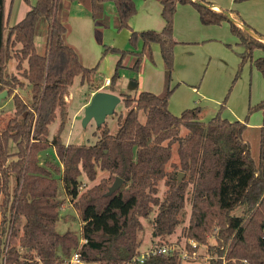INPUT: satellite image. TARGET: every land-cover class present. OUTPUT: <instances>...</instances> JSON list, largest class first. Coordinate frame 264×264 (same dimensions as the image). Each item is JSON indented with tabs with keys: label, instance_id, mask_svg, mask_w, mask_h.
<instances>
[{
	"label": "trees",
	"instance_id": "trees-1",
	"mask_svg": "<svg viewBox=\"0 0 264 264\" xmlns=\"http://www.w3.org/2000/svg\"><path fill=\"white\" fill-rule=\"evenodd\" d=\"M61 1L77 0H36L23 19L7 30L5 0H0V93L6 91L4 100L13 105L11 112L0 109V264H65L75 254L82 264L130 263L141 252V220L149 219L153 212L154 246L168 243L178 227L179 240L196 243V249L186 246L191 257L184 261L207 256L209 264H264V126L257 130L256 161L244 137L249 115L264 114V99L248 109L244 123H230L221 118L220 111L203 122L201 108L176 117L167 107L172 93L173 17L178 4L192 6L204 26L229 24L243 48L234 81L242 66L252 62L256 49L264 52V45L223 15L189 0H160L161 31H130L129 49L105 46L96 66L88 69L65 42L66 29L57 18ZM105 1L115 8L118 29H129L136 0H91L93 19L100 18ZM39 21L47 24L43 56L36 53L33 42ZM139 41L142 49L136 52ZM154 44L164 67L163 92L122 95L125 113L118 115L115 133L104 123L91 146L63 143L65 98L74 79L79 77L81 84L96 91L93 77L100 63L107 54H117L119 60L109 79L113 91L125 56L135 57L132 69L137 72ZM9 60L15 62L11 74L6 72ZM252 64L264 81V58ZM225 102L226 98L223 105ZM139 112L145 116L143 123ZM58 118L56 133L49 140V125ZM98 170L108 177L79 190V176L84 174L93 182ZM117 177L122 185L105 196ZM161 183L166 188L162 199L158 197ZM61 191L79 215L78 234L57 232L65 203L59 198ZM236 210L239 214H234ZM182 262L175 254L150 256L142 264Z\"/></svg>",
	"mask_w": 264,
	"mask_h": 264
},
{
	"label": "crops",
	"instance_id": "crops-1",
	"mask_svg": "<svg viewBox=\"0 0 264 264\" xmlns=\"http://www.w3.org/2000/svg\"><path fill=\"white\" fill-rule=\"evenodd\" d=\"M203 1L237 12L250 27L264 35L263 0H249L237 4L234 0ZM35 2L36 0H27V2L5 0L7 30L21 21ZM135 5L136 14L129 20V29L119 30L115 8L110 1L102 3L101 17L97 20L91 16V0L60 2L57 18L66 29L65 42L75 49L83 67L88 69L95 67L105 46L118 50L127 49L130 31L159 32L163 29L160 0H136ZM252 10H256L257 19L255 13L252 14ZM107 14L111 15L110 19ZM41 23L43 22L39 21L37 25L33 42L36 53L43 56L46 51L47 24ZM173 42V70L170 79L172 93L167 104L169 112L179 117L185 110L201 108L203 122H208L220 111L222 119L230 123H244L248 109L264 99L262 75L252 64L254 60L264 58V52L256 49L253 52L252 62L247 61L242 66L239 76L234 81L241 63L239 54L243 52L239 40L230 32L229 24L226 22L215 26L202 25L198 12L188 4H178L176 7L173 17ZM141 49L142 44L139 41L136 51ZM154 54L159 63L151 66L145 63L144 57L140 69L137 72L133 71L135 77L125 75L123 71L120 73L113 91H110L109 86L104 82L112 77L119 56L106 55L100 63L104 81L97 79L98 83L96 80L93 81L96 91L91 92L88 86L86 87V98L80 103L72 119L83 115L91 97L98 91L112 93L120 99L122 95H136L140 92L161 94L164 90V67L159 49L155 50ZM133 61L132 59L125 68L132 69ZM14 68L15 62L11 64L9 74L14 72ZM128 82L129 85L134 82L136 87L133 90L125 89ZM225 98L226 102L223 105ZM70 99V95L65 98L66 122L69 119L67 108ZM2 101L0 109L4 108V105H1ZM245 125L246 133L257 137V130L264 126L262 113H252Z\"/></svg>",
	"mask_w": 264,
	"mask_h": 264
},
{
	"label": "rangeland",
	"instance_id": "rangeland-1",
	"mask_svg": "<svg viewBox=\"0 0 264 264\" xmlns=\"http://www.w3.org/2000/svg\"><path fill=\"white\" fill-rule=\"evenodd\" d=\"M253 13H255L254 16L257 19L258 17H257V14H256V10H252V14ZM107 15H108V19H110L111 15H109V14H107ZM237 16L245 23V25H248L241 18V16L239 14ZM262 16L264 17L263 13H262ZM41 22H43L41 24H44V21H41ZM250 28L253 29L256 33L262 35L256 29H254L252 27H250ZM127 49H129V47H127ZM158 49H159V47L157 45H155V44L150 46V49H149L150 52H148V54L145 56V58H146L145 61L146 62L145 61L144 62L146 64H149V65L152 66L155 63L156 64L159 63L158 59L155 58V54H154L155 50H158ZM136 52H139V51H136ZM124 59H125L124 62H123V66L124 67L119 69V75L123 71V73H125V75H129L131 77H135L133 69L125 68V67H128V65H129L130 61H132V59L135 60V57L132 54H129V55L125 56ZM159 59H160V57H159ZM13 62H14V60H9L7 62V68H6L7 74H9L11 72V64H13ZM140 67H141V65H140ZM140 67H139V69H140ZM100 69H101V65H99V67L97 69L98 73L96 71V73L94 75V77H96V78L93 79V81L96 80V79L99 80V81H101V80L104 81V74L101 73ZM97 83H98V81H97ZM128 86H129V82H128V84H126L125 89H127ZM86 87H87V85L80 84V78L79 77H76L74 79V82H73L72 86L69 87V93L70 94L68 93V95H67V97L69 95L71 97L70 104H69V106L67 108L68 109L69 119L66 122V124L63 126V130H62V133L60 135L61 140H62L63 143L73 144V145L91 146V145L95 144L96 141L98 140V137H99L100 133L98 131V127L96 126V124L93 121L89 122L86 126H83L82 125L83 115H80L79 117H76V118L72 119V115L75 113V111L78 108V106L80 105V103L83 102L84 99L86 98V95H87V88ZM163 87H164V78H163ZM1 105H4L3 109L6 112H11L12 109H13L12 102L9 99L8 100H3ZM256 112H261V111H256ZM115 113L116 114L108 116L105 119V125L109 129L110 133H114L116 131V129H117V117H118V115L125 113V109L123 108L122 104H119L116 107ZM262 115H263V118H264V114L263 113H262ZM139 120L142 123L145 120V116H144V114L142 112H139ZM59 123H60V120L58 118L53 123H51L49 125V128H48V139L49 140L55 135ZM244 137H245V140L249 142L250 150H251V156L256 161L257 158H258V149H259L258 138L255 135H253V134H247V133H245ZM11 149L13 150L12 147H11ZM42 157L49 158V156L45 155V154H42ZM107 177H108V174L106 172H102V171L98 170L97 178L95 179V181L89 182L86 179V177L84 176V174H81L79 176V179L81 181V187H79V190L84 191L85 189H88V188L98 184L102 179H104V178L106 179ZM165 191H166V188L161 183L159 185V193H158V197L160 199L163 198V194H164ZM59 198L61 200L62 199L65 200L64 201L65 203H64V206L61 209L62 219L57 224V232L58 233H64L66 231H71L73 233H77L78 234L79 230H80V219H79L78 213L74 210V208L72 206V202L68 198H66V199L64 198V196L62 195V191L60 193V197ZM189 211H190V206L187 203L186 204L187 219H188ZM239 212H240L239 210H236L234 212V214H239ZM153 217H154V212L150 215L149 219L141 220L142 229H143L142 230V241L143 242H142V245L140 247L141 252L144 251L145 249H148V248L154 246V242L155 241H153V239H152V228H151V223H150V220ZM0 222H1V217H0ZM0 226H1V223H0ZM4 226L7 227L8 224L5 223ZM180 238H181V227H178L176 229L175 233L169 238V243H173L174 244L176 242H181L183 244L184 240L183 239L179 240ZM210 242L212 243V240ZM205 250H206V248L205 249L203 248L202 252H204ZM205 257L203 259H197L195 261H184L183 260V262L181 264H209L208 261H207V256H205Z\"/></svg>",
	"mask_w": 264,
	"mask_h": 264
},
{
	"label": "water",
	"instance_id": "water-1",
	"mask_svg": "<svg viewBox=\"0 0 264 264\" xmlns=\"http://www.w3.org/2000/svg\"><path fill=\"white\" fill-rule=\"evenodd\" d=\"M191 4L196 6H201L206 10L214 13L223 15L230 24L239 29L242 32L247 33L252 37L256 42L264 45V36L256 33L253 29L246 26L245 23L237 16L233 11L222 9L213 4H207L203 0H189ZM130 85H132L130 87ZM128 88L134 89L136 84L131 82ZM7 92L3 91L0 93V102L6 98ZM120 97L104 91H98L93 94L90 99L89 104L86 106L83 112L82 125L86 126L89 122L93 121L96 126L99 128L105 123V119L108 116L114 114L116 107L120 104ZM182 174L179 175L178 181H181ZM122 185V180L120 178H115L111 184L108 192L105 196H111L116 192Z\"/></svg>",
	"mask_w": 264,
	"mask_h": 264
},
{
	"label": "built area",
	"instance_id": "built-area-1",
	"mask_svg": "<svg viewBox=\"0 0 264 264\" xmlns=\"http://www.w3.org/2000/svg\"><path fill=\"white\" fill-rule=\"evenodd\" d=\"M109 79L105 80L104 84L106 86H109ZM186 246H190L192 249H196L197 245L195 242L191 240H184L183 244L181 242L176 243H162L158 246H153L148 249H145L144 251L140 252V255L135 257L130 263L126 264H142L145 259L149 258L150 256H156V255H165V256H172V255H178L183 260H188L191 256L186 249ZM196 256L193 254V257ZM65 264H82L79 261L78 255L75 254L65 262Z\"/></svg>",
	"mask_w": 264,
	"mask_h": 264
}]
</instances>
